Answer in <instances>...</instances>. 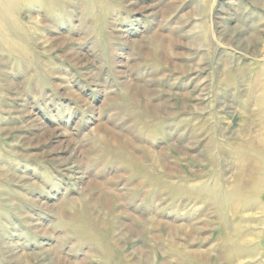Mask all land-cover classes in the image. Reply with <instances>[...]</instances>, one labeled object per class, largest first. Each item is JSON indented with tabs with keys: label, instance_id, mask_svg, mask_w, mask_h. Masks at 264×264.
Masks as SVG:
<instances>
[{
	"label": "rangeland",
	"instance_id": "obj_1",
	"mask_svg": "<svg viewBox=\"0 0 264 264\" xmlns=\"http://www.w3.org/2000/svg\"><path fill=\"white\" fill-rule=\"evenodd\" d=\"M14 12L0 264H264V0Z\"/></svg>",
	"mask_w": 264,
	"mask_h": 264
},
{
	"label": "bare ground",
	"instance_id": "obj_2",
	"mask_svg": "<svg viewBox=\"0 0 264 264\" xmlns=\"http://www.w3.org/2000/svg\"><path fill=\"white\" fill-rule=\"evenodd\" d=\"M21 1L22 0H0V45L1 46L5 45V47L9 50H11V48H12V46H10V44H9V37H14L13 33L16 32V27H17L15 24V21H14V17H15L14 11H15L18 3H20ZM51 2H52V0H51ZM9 30H11V32ZM262 179H264V178H262ZM256 181L258 182V179ZM258 183H260V182H258ZM258 183H255V184L259 185ZM257 185H254V187L255 186L257 187ZM88 222H90V221H88ZM92 222L93 223L91 225V231H90L91 232V239L97 243L96 245L103 247L104 250L108 253H110V252L113 253V251L116 248H119L116 244L115 239L111 237V233L114 234V233H116L115 231L112 232V230H109V228H106L105 225H104V227L101 226L102 224L99 223L100 222L99 220H96V221L92 220ZM106 256H108V258H109L110 254H107ZM109 259L111 261H113L111 259V257Z\"/></svg>",
	"mask_w": 264,
	"mask_h": 264
}]
</instances>
